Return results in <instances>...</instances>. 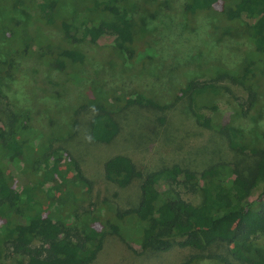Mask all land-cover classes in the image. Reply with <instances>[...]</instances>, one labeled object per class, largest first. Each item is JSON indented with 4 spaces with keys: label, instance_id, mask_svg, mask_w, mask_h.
<instances>
[{
    "label": "trees",
    "instance_id": "16d2710c",
    "mask_svg": "<svg viewBox=\"0 0 264 264\" xmlns=\"http://www.w3.org/2000/svg\"><path fill=\"white\" fill-rule=\"evenodd\" d=\"M17 1L0 0V7L5 9V17L0 20V44L5 49V57L0 58V264L6 258L16 264H88L104 248L111 223H103L104 229L99 230L95 226L98 217L93 215L81 229L76 225L80 205L91 204L92 181L84 175L73 153L55 139L51 128L33 122L36 113L8 101L2 85L7 74L18 70L17 60L23 58L56 74L53 81L52 76H40V69L35 68L31 95L34 101L40 97L39 90L42 96L68 91L67 86L74 91L72 71L86 57L75 39L96 44L104 36H111L112 51L125 61L135 60L139 47L149 42L144 40L141 22L130 10L132 0H90L70 19L61 15L65 0H20L18 5L34 23L41 29H52L49 42H39L35 31L28 27L20 34L23 22L10 13ZM171 1L164 0L166 4ZM219 1L187 0L184 10L190 16L212 18L209 27L213 31L232 32L239 28L252 44L253 57L264 68V0H228L216 9ZM152 59L149 55L148 60ZM256 67V62L243 63L241 73L221 71L207 74L205 79L194 76L184 88H178L177 99L186 100L185 112L198 125L222 134L229 149L242 154L251 152L253 156L261 154L263 162L258 169L250 172L239 163L221 159L201 170L177 163L143 173L126 154L113 155L104 162L106 178L121 188L142 179L137 206L115 213L117 221L133 216L150 225L139 243L142 251H168L175 244L204 251L214 244H224L230 256L213 253L209 257L223 264H234V260L264 264V252L251 245V223L264 228V147L259 154V150L248 146L242 131L229 123H216L203 112L205 108L218 110L219 101L226 95H236L234 88L238 86L247 92L240 97L243 111L254 108L260 95ZM35 103L40 108L44 106ZM138 106L167 107L148 92L127 94L114 88L107 103L87 100L73 107V132L81 131L82 117L87 116L88 139L114 146L120 137L123 112ZM198 189L204 200L195 205L184 194ZM178 238L181 239L175 241ZM198 257L180 264H197Z\"/></svg>",
    "mask_w": 264,
    "mask_h": 264
},
{
    "label": "rangeland",
    "instance_id": "374dc122",
    "mask_svg": "<svg viewBox=\"0 0 264 264\" xmlns=\"http://www.w3.org/2000/svg\"><path fill=\"white\" fill-rule=\"evenodd\" d=\"M88 1L65 0L61 15L70 19ZM186 1L173 0L166 4L164 0H132L130 10L141 22L144 40L149 42L139 47L140 52L136 54L135 60L125 61L123 57L115 55L111 49V36H104L96 44H86L80 37L75 39L77 46L86 51V57L72 71L74 82L71 86H74V91L67 86L68 91L57 90L54 95L42 96V90H39L40 97L34 101L31 96L34 94L32 84L35 68L39 66L34 60L23 58L17 60L18 70L7 74L5 84L2 85L8 101L18 108L36 113L33 122L51 128L56 135L55 139L73 153L84 175L92 181L91 204L84 202L80 205L76 225L81 229L90 222L93 215L98 217L95 226L99 230L104 229L103 223H111L105 235L104 248L88 264H180L190 261L193 256H199L197 264H223L209 257V254L230 256L224 244H214L204 251L178 244L168 251H142L139 243L150 225L133 216H127L122 221L115 219L116 211L137 206L142 179L138 178L131 186L121 188L106 178L104 170V162L116 154L130 156L143 173L177 163L192 170H201L221 159L239 163L242 169L251 172L263 162L260 153L264 147V68L253 57L252 44L243 37L239 28L232 29V32L223 29L213 31L209 27L212 18L186 14ZM224 1L228 0H220L216 9H221ZM19 2L10 13L23 22L20 34L28 27L35 31L39 42H49L52 29H41L22 11ZM4 17L5 9L0 7V20ZM16 38L17 32L14 35ZM66 43L71 44L69 41ZM4 51V46L0 44V58L5 57ZM149 55L153 57L151 61L148 60ZM251 62L257 63L255 81L260 95L256 106L249 112L243 111L244 104L240 97H245L247 92L238 86L234 88L236 95H226L219 101L218 110L205 108L203 112L211 115L216 123H229L242 131L248 146L259 150L260 156L229 149L222 134L198 125L185 112L186 100L177 99L180 92H177L178 88H184L192 77L205 79L209 77L207 74H218L221 71L241 73L240 66ZM215 70V73L211 72ZM39 75L52 76L53 81H56V74L48 67L40 69ZM114 88L127 94L148 92L167 107L151 109L138 106L123 112L120 137L114 146L95 144L88 139L85 129L87 116L82 117L81 131L74 134L71 123L73 107L87 100L94 104L107 103L109 92ZM75 91L78 94L75 95ZM35 102L44 103V106L40 108ZM46 106L47 109H44ZM47 111L54 115L49 116ZM184 197L195 205L204 200L200 189L195 193H185ZM251 230L253 249L264 252V228L251 223ZM21 231L23 233L24 229ZM233 262L246 264L235 260ZM4 264L16 262L6 258Z\"/></svg>",
    "mask_w": 264,
    "mask_h": 264
}]
</instances>
